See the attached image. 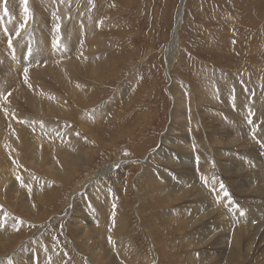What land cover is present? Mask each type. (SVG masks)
Segmentation results:
<instances>
[{"label": "bare ground", "instance_id": "6f19581e", "mask_svg": "<svg viewBox=\"0 0 264 264\" xmlns=\"http://www.w3.org/2000/svg\"><path fill=\"white\" fill-rule=\"evenodd\" d=\"M64 1L28 0L25 4L24 0H0V45L3 44L2 53L9 59L6 62L7 65L3 66L0 62V189L3 190V195L0 193L2 209L0 213L9 229L8 231L0 230L2 231L0 249L5 250L0 251V264H7L6 257L14 258L13 261L18 264H58L59 262L56 257H52L50 261L47 255H51L54 251L48 253L50 250L46 248V245L37 242L36 237L42 234L38 229L39 232L33 231L34 235H32L36 237L30 238L32 243L31 241L26 243L31 244L34 250L25 253L27 249L21 248L20 245L28 233L17 234V223L6 217L11 213L15 216L9 201H5L9 181L15 193L22 196L24 205L29 210H34L37 203L43 199L45 190L51 189L37 188L40 191L37 194H33L29 189L25 193H20L17 188L21 183L18 184L16 181L15 165H20L24 174L30 172V169L34 170L40 162L43 163L45 160L46 163H51L52 169H58L56 168L57 164L60 165L58 160L66 161V164L78 165L89 152V150L87 152L83 151V148L80 149L81 145L72 146L67 143L64 140V133L51 138V132L48 130L51 129L48 123L52 122V119H49L51 115L54 119L61 116L67 118L69 108L62 95L64 85L69 84L72 87L69 89L75 88L74 91L76 88L81 89L88 74L94 75L97 72L104 57L103 55L96 57L99 55L96 52L99 39H95L94 33L92 34L94 37L90 35L92 27L97 33L98 30L95 31L94 24L100 18L97 15V18L90 17L92 13L86 14L88 18L73 16L69 21L75 20L65 24L64 13L67 9L63 12ZM184 1H180L172 37L167 44L168 62L174 56L176 49L180 47L178 36L183 21ZM86 3L83 2L84 5H82L87 10ZM82 5L81 10L76 13L82 14ZM47 14L52 15L50 27H47L44 22L49 19L48 16L45 18ZM31 36L38 38L35 42L36 46ZM9 41H11V47ZM73 50L81 52L75 53L72 57ZM45 60L47 63L41 66V62ZM48 66H51V73L47 69ZM8 67H10L9 70H7ZM74 70L80 71V74H83L82 78L77 75L78 71L74 75ZM168 76L170 78V75ZM181 84L182 86L176 87L173 93L171 120L164 139L176 150L169 152L162 148L152 153L167 165L160 171V178L151 172L150 182L158 184L159 187L149 184L148 186L153 190L159 189V196L163 197L167 208L165 210L167 219L179 230L183 244L187 247L185 248L190 250L187 255L190 264H264L262 247L264 246V101L262 100L264 96L259 95L258 90L255 93L250 89L251 87L246 89L242 86L244 83L241 86L235 85L234 89L232 86L231 88L225 86L222 90H218L216 98L212 97L211 102L208 101L211 106L210 109H206L201 105V101L205 99L200 97L195 101L187 90L188 85ZM26 124L34 128L35 133L37 129L42 130L47 137L44 136L45 138L42 139L40 135L34 134L38 140L32 138L27 129L31 133L33 129ZM125 153L126 156L119 155L117 159L115 158L117 162L119 161L118 163L132 160L131 153L128 150ZM25 164H29L28 168ZM31 165L35 166L31 167ZM171 165L175 168H170ZM192 168H194L193 172L197 171L198 178L193 175ZM108 170L109 168L105 165L97 168L85 181L82 180L83 182L79 183L80 187L90 184L93 179L99 178ZM61 173H65L64 168ZM193 177L197 179L193 181ZM31 178L37 179L35 175ZM37 183L39 184L40 180ZM76 192L72 191L68 196L72 195L70 197L72 198ZM83 194L84 197L80 199L86 204L88 203L87 194L85 192ZM36 199L37 203L34 201ZM112 199L109 197V206L106 203L102 205L104 211L109 207V213L102 218L92 214L95 211L91 210L90 204L89 207L85 204L81 205L82 208L71 207V213L76 211L75 217L79 216L78 219L73 220L77 224L80 235L85 238L86 244L88 246L91 244L89 240L92 238L88 236L89 232L93 231L98 237L95 238L97 242L92 245V255L95 258L84 256V262L86 264H138L139 258L144 264H159L153 257H147L145 254L142 256L135 249L133 240L131 241L127 235L129 231H127L121 204ZM82 215L88 216L91 222L80 219ZM26 221L30 222L28 219ZM51 221L52 219L40 223L37 219H31L30 223L44 229L43 227L50 225ZM105 240L108 249L105 246ZM261 243H263L262 246ZM73 248L78 250L76 246ZM18 253L23 255L17 256ZM61 255L62 253H59V256Z\"/></svg>", "mask_w": 264, "mask_h": 264}, {"label": "rangeland", "instance_id": "374dc122", "mask_svg": "<svg viewBox=\"0 0 264 264\" xmlns=\"http://www.w3.org/2000/svg\"><path fill=\"white\" fill-rule=\"evenodd\" d=\"M180 1H64L66 8L62 5L63 12L67 9L64 13L65 24L74 21L75 19L69 21L73 16L88 18L86 14L92 13L90 17L100 18L101 24L99 20H96L94 24V27L98 26L95 27V31L98 30L97 33L92 27L90 35L99 39L96 46V52L99 55L95 53L94 55L104 57L103 59L101 57L102 62L94 74L97 77L88 74L80 90L77 88L76 91H74L75 88L70 90L69 88L72 87L69 84L60 83L64 85L62 95L68 104L69 112L67 118L61 116L54 119L51 115L49 119H52V122H48L51 125V129H48L51 132V138L64 133V140L67 143L72 146L81 145L79 148H83V151L89 150L88 155L86 154L78 165L66 164V161L58 160L60 165L57 164L56 168L60 171L52 169L51 163H46V160L25 174L20 165H15L17 176L15 180L18 184L21 183L17 188L20 193H25L29 189L33 194H37L40 192L37 188H43V190L51 188L45 190L41 201L37 203V199L34 200L37 203L36 208L29 210L24 205L22 196L15 193L11 181L7 185L5 201H9L15 216L11 213L6 217L17 223V234L28 233L24 239L29 241L25 242L23 239L20 245L21 248L27 249L25 253L34 250L31 244L26 243L30 241L32 243L30 238L36 237V235L33 236V231L39 230L42 234L36 237L37 242L44 243L50 250L48 253L54 251L51 255H47L50 261L52 257H56L59 260L57 262L55 258L58 264H83L85 257H94L92 245L97 242L95 238L98 237L93 231L89 232L88 236L92 239H88L89 242L91 241L88 246L73 220L78 219L79 216L75 217L76 211L71 213V207L82 208L85 204L80 199L84 197L82 194L85 192L88 198L85 206L89 207L90 204L91 210L95 211L91 213L95 217L102 218L109 213V207L104 211L102 206L104 203L109 206V197L113 198L112 201L116 200L121 204L127 231H129L127 235L131 241L133 240L135 249L142 256L145 254L147 257H153L159 264H190L187 258L190 250L183 244L179 230L167 219L165 214L167 208L163 197L159 196V189L153 190L148 186L149 184L159 187L158 184L150 182L151 172L160 178V171L167 165L152 153L162 148L169 152L176 150L164 139L171 120L173 93L176 87L182 86L181 83L188 85L187 90L195 101L200 97L205 99L201 101V105L206 109L211 106L209 103L211 98H216L218 92L225 86L230 88L232 86L234 89L235 85L241 86L244 83L242 86L246 89L251 87V90L254 92L258 90L257 93L264 96V0H185L182 8L183 21L178 36L180 47L176 49L174 56L168 62L167 44L172 37ZM83 2H87V10L84 9ZM81 5L82 14L76 13L81 10ZM47 16L50 20L46 19L44 22L47 27H50L52 15L47 14L45 18ZM35 22L37 23L36 19ZM31 28L34 29L32 26ZM31 38L36 46L35 42L38 38L33 36ZM79 52L81 51L73 50L71 56L74 57L75 53L79 54ZM0 57L3 60H0L3 66L7 65L6 62L9 59L2 53V49ZM45 63L47 60L41 62V66ZM47 69L51 73V66ZM77 71H73L74 75ZM77 75L80 78L83 76L80 71ZM168 75L170 78L175 77L170 79ZM46 77L48 78V75ZM219 87L222 88L219 89ZM85 94L88 95L85 96ZM262 100L264 101V97ZM23 120L26 119L23 118ZM27 126L33 129L32 133L27 129L32 138H35L34 134L40 135L42 139L47 137L42 130L37 129L35 133L34 128ZM126 150L131 153L132 160L118 163L116 157L126 156L124 155ZM27 165L25 164L28 168ZM104 165L109 170L101 175L102 177L95 178L93 182L86 184V189H83L84 186L80 187V182L85 181L91 172ZM33 166L35 165H31ZM63 168L65 173H61ZM170 168L175 167L171 165ZM193 171L194 168L192 173L198 178L197 171ZM32 175H35L37 179H32ZM197 178L192 179L195 181ZM72 191L76 192L73 199L70 198L72 195L68 196ZM2 192L3 190L0 191L3 195ZM80 217L91 222L88 216ZM26 219L30 222L31 219H37L40 223L50 219L52 221L50 225L42 229ZM169 224L172 225L171 228ZM0 230H9L1 213ZM71 245L76 246L78 250ZM262 247L264 249V246ZM106 248L108 249L107 246ZM0 251L5 250L0 249ZM59 253L62 255L59 256ZM16 255L21 257L23 253ZM6 258L9 259L5 261L7 264H18L13 261L14 258ZM137 260L138 264L143 263L139 258Z\"/></svg>", "mask_w": 264, "mask_h": 264}, {"label": "snow or ice", "instance_id": "6c2138e0", "mask_svg": "<svg viewBox=\"0 0 264 264\" xmlns=\"http://www.w3.org/2000/svg\"><path fill=\"white\" fill-rule=\"evenodd\" d=\"M25 4L27 3V0H24ZM25 11L27 12V8L25 9ZM5 13H7V10L5 9ZM9 46L11 47V41H9ZM56 46H59V42H56ZM25 72H27V69H25ZM221 188H223V185H221ZM225 196H227V193H225Z\"/></svg>", "mask_w": 264, "mask_h": 264}]
</instances>
